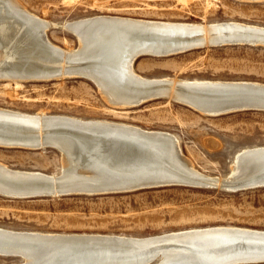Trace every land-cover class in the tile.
<instances>
[{"label": "bare ground", "instance_id": "1", "mask_svg": "<svg viewBox=\"0 0 264 264\" xmlns=\"http://www.w3.org/2000/svg\"><path fill=\"white\" fill-rule=\"evenodd\" d=\"M52 26L57 24L28 12L16 0H0V81L86 78L96 85L106 103L118 109L167 97L201 115L221 116L222 112L228 114V110L221 108L222 104L242 95L250 94L264 103V84L148 79L133 70L139 57L171 56L175 47L188 42L210 47L209 43L224 41L222 45H232L225 43L233 39L242 45L264 46L262 27L231 21L203 25L94 15L61 25L77 40V47L68 50L49 41L46 32ZM227 87H237L233 91L237 95L226 90ZM261 107L259 111L264 112V105ZM0 147L28 150L52 147L64 161L57 175L13 171L0 164V186L23 185L21 179L36 177L73 184L88 192L101 191L87 193L95 195L116 193L117 190L107 189L127 188L143 180L182 181L189 186L229 191L264 186V146L240 150L233 158L230 176L219 181L194 169L182 154L175 136L107 120H82L42 112L28 114L0 108ZM38 184L45 183L38 181ZM0 246L3 247L0 250L11 252L8 257H21L22 261L14 264L264 263L246 261L264 253V231L226 226L148 238L0 229Z\"/></svg>", "mask_w": 264, "mask_h": 264}, {"label": "rangeland", "instance_id": "2", "mask_svg": "<svg viewBox=\"0 0 264 264\" xmlns=\"http://www.w3.org/2000/svg\"><path fill=\"white\" fill-rule=\"evenodd\" d=\"M16 1L28 12L57 24L48 29L47 37L53 45L68 50L77 47V40L61 25L94 15L203 25L231 21L264 28V1ZM133 70L148 79L264 84V46L222 45L167 57L142 56L134 62ZM0 108L28 114L42 112L82 120H107L146 131L167 132L177 138L182 154L195 170L219 181L230 176L233 158L240 150L264 146L263 111L204 116L167 97L118 109L106 103L94 83L80 77L44 82L1 80ZM62 160L60 152L52 147L37 150L0 147V164L13 171L57 175L64 163ZM117 192L27 199L0 195V229L133 238L164 237L216 226L264 231V186L237 191L169 186ZM20 261V257H0V264Z\"/></svg>", "mask_w": 264, "mask_h": 264}, {"label": "water", "instance_id": "3", "mask_svg": "<svg viewBox=\"0 0 264 264\" xmlns=\"http://www.w3.org/2000/svg\"><path fill=\"white\" fill-rule=\"evenodd\" d=\"M233 39L226 40L225 44H238L239 41H235ZM225 42V41H224ZM224 42H215V43H209L210 47L218 46V44L222 45ZM204 44H197L196 42H188L185 44H180L177 47L174 48L175 52H171V55L178 54V53H184L187 51H191L198 48H203ZM141 56L139 54L137 57ZM226 90L230 91V93L237 95L234 90H238L237 87H227ZM249 92V91H248ZM261 104L264 105L263 102L256 101L254 98L250 97V94L248 95H242L241 98H236L232 100L231 102H225L222 104L221 108L228 110V114L231 112L234 113L238 110L246 109V110H262L263 107H261ZM229 108V109H227ZM262 108V109H261ZM225 113V111H224ZM221 114V113H219ZM223 115V112H222ZM40 148V147H39ZM35 178H28V179H21L23 180V185H6V186H0V195L9 197V198H20V199H27V198H35V197H61V196H68V195H77V194H87L92 192H101V191H92L88 192V190H80L76 186H69L68 183H56L53 182L50 179H43L36 177ZM57 180H60V176H56ZM55 178V179H56ZM38 181H42L45 184L40 185L38 184ZM154 180H143L139 183H132L127 188H120V189H107L104 188L107 191H120L121 193L125 192H134L138 190H144V189H153V188H161V187H169V186H189L188 183L184 182H152ZM158 181V180H157ZM32 182V183H31ZM37 182V183H36ZM18 184V183H16ZM105 186V185H103ZM80 192V193H78ZM242 235H235L234 237H240ZM3 248L0 246V249ZM11 252L8 250H0V256H10ZM19 256V255H18ZM14 257V256H13ZM261 257V258H259ZM21 258V257H20ZM254 258V257H253ZM247 263L249 262H264V253L258 254V256L255 259H247ZM150 262H154V259ZM229 264V263H224Z\"/></svg>", "mask_w": 264, "mask_h": 264}]
</instances>
